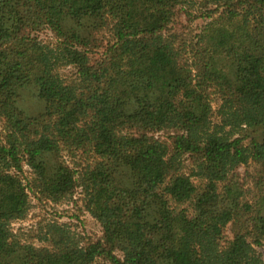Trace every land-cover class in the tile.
<instances>
[{"label": "trees", "instance_id": "trees-1", "mask_svg": "<svg viewBox=\"0 0 264 264\" xmlns=\"http://www.w3.org/2000/svg\"><path fill=\"white\" fill-rule=\"evenodd\" d=\"M78 191L100 237L15 229L33 200ZM260 249L264 0H0V264H264Z\"/></svg>", "mask_w": 264, "mask_h": 264}, {"label": "rangeland", "instance_id": "rangeland-1", "mask_svg": "<svg viewBox=\"0 0 264 264\" xmlns=\"http://www.w3.org/2000/svg\"><path fill=\"white\" fill-rule=\"evenodd\" d=\"M242 167L240 172H244ZM80 192L78 191L75 200L77 201L53 204L44 202L38 203L33 200V210L28 219L19 222L15 225V229L21 233V236L29 241L37 244V235L42 230V227L49 223H67L76 233L80 234L85 239H96L101 236V228L98 223L84 210L80 201ZM231 236L230 229L227 232ZM264 258V250L260 249Z\"/></svg>", "mask_w": 264, "mask_h": 264}]
</instances>
